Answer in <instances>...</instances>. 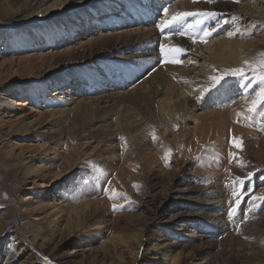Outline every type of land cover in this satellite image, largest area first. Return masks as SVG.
Wrapping results in <instances>:
<instances>
[{
	"label": "rangeland",
	"instance_id": "rangeland-1",
	"mask_svg": "<svg viewBox=\"0 0 264 264\" xmlns=\"http://www.w3.org/2000/svg\"><path fill=\"white\" fill-rule=\"evenodd\" d=\"M102 1L93 0V2H89L88 0L86 1V5L76 8L74 11L71 10V13L68 9L64 12L58 11L51 14V16L46 19L40 14V9L44 8L45 5L50 3L49 0H0V55L3 56L2 52L4 50V55H6L8 58H17L19 63L14 68V76H9L8 72H5L7 80L4 79L6 81H2L0 79V101L4 100L5 97L8 98V96L11 98V101L13 98V102L18 99L21 103H27L29 105L25 107H18L16 109L17 114H22V109L27 110V113H34V115H31V117H33L27 120L28 122L26 121L23 125H19L17 127H20L18 132H15V126L11 127V124L16 120L15 117H11L16 114L15 112L2 115L4 117H1L0 115V264H172L169 260H166L165 263L163 258L159 256V254H156V251L152 250V246L155 244L160 245L159 248L166 246L171 248L173 247L172 251L175 254H179L180 251L182 256L185 254L187 257H184V259L181 257L180 264H245L248 258L253 257L249 256V253L246 255L244 253V251L246 252L245 249H247V247L244 245L246 244L244 238L249 234L248 229L252 226V224H259L258 226H260L264 223V201L254 199V197H264V170L260 172L253 171L254 175L251 177L243 178L244 176H240L241 180L237 182L238 186L235 188H233V179L234 177L239 176V174H236L234 171L232 176H229L224 182H219L220 186L218 187H211L213 185L209 184V182L206 180V177L200 176V174H195V176H192L191 178V184L196 186L198 190L200 189L201 192L203 190V192L198 193L197 191V193L193 196H188L189 198L185 197L184 199H177V197H175V192L178 191V188H182V185L179 181H175L170 185H166L167 187H164V189L160 188L161 190H154V185L152 184H144V176L141 175V172H144L145 169L143 164L140 165V168H143H139L135 180L126 179L124 181L121 179L118 181H113V178L116 177V172H105L106 170L104 167L107 166V163L105 157L102 155V152L112 151L113 146L116 145L117 147L115 146L116 148L113 149L115 153L119 154V152L122 151L120 150L121 148H118L119 144L121 142L129 143L130 135L128 137L127 135L129 133L126 135L122 130H118L117 128H115L117 131L113 128V130L110 129L112 127V119H115L113 120L115 122L118 120L121 121L122 119L119 117L121 116V118L124 120L126 119V121L133 122L135 119L143 117L145 114L143 113L146 106L144 102L145 99H142L145 91L143 89H139L137 85H134V83L131 84V82L127 80L121 81L122 83L119 80H117L118 83L116 82L115 84L108 83L106 86L109 87L105 88L107 91L89 96L96 98L103 97L105 95H110L112 97L114 96L110 99L111 102H96V100L82 102L80 100L83 97H79V95L82 94H78L80 93L78 90H85V92H88L91 89L81 85L78 90H74V87H71V90H73L71 92L72 96L67 97L72 99V106L70 105L68 109L70 111L74 110L73 112L68 110L67 113L63 114V116H65H62V118H60L61 115H58V118L55 115L57 119L54 117V115H50V118L49 115H46L49 120L44 117L45 115L43 117L39 116L37 119L38 113L40 112L39 110L44 109L45 111L46 103L40 104L41 102H35L34 100L29 101L27 95L31 90L37 89L42 91L46 89V92L49 90V94H47L48 98L51 99L52 97L50 94L54 93L53 91L55 89L48 87L50 82H56L59 81V79L65 80L67 76H71L74 72L82 73L83 76L90 75L92 79L95 77L93 80L96 82H92L94 86L105 85V83H103L105 79L101 80L99 76H93L95 72L89 71V66H78L77 68L73 69V72L69 70L66 73H59L58 75H53L52 77H48L45 80L38 79L36 76V69H38L39 64L34 61L32 57L39 54L49 56L51 52L59 53L66 51V49L69 50L73 46L79 47V44H81L80 42H87V39L83 38L89 36V33L86 35V31L85 33L82 32L81 34H83V36L78 33V35H76V37H74L72 40L60 41L53 48L49 45H44L41 52L39 50L40 46L35 44L33 37H30L31 29H33L32 32L41 31L43 34L44 31L46 33H50L52 31V27L62 24L65 30H69L73 25H75L76 22H79L80 25H83V19L86 17H91V12L97 11L96 13H98L102 8L101 5L103 3L106 6L111 2V6L114 7V12L111 14L112 16L107 12L99 13L100 15L102 14L101 17H99V19L101 18V22L105 20L107 21L106 26L101 28L100 26H97V28L93 27L94 32H91L90 34V36H93L92 38L98 39V37L104 36L106 34L116 35V33L137 29H152L158 32L159 28L156 27V24L159 20L165 18L162 14L163 7H168V16L170 18L172 15H174V13L172 14L171 11L173 5L180 0H172L169 3H166L165 0ZM234 1L236 2L237 6L245 5V3H251L252 6L256 4V8H259L260 12L255 16V18H250V21L247 20L246 24L242 23L243 17L239 19L240 21L237 20L234 22L232 21L233 14L230 12H221L222 15L218 16L217 19L227 18L229 23L227 25H223L216 31H213L212 35L206 38L207 43L197 40L194 45L200 48L199 46L203 47V45L205 46L211 43L213 44V42L217 41V39H220L222 36L228 37V31H234L236 27H239L240 31L238 33H235L234 31L232 38L235 41H238L241 38V40L245 43L248 40L254 41V44L256 43L255 45L257 49H255L259 51L258 55H255V57H253L245 66L233 68H244L246 71L245 77H225V82H227L228 86H231L229 91L232 92V101H236V104L238 103L239 107L242 108L243 100H249L248 97L251 98L252 96H249V94L255 93L257 87L260 89V86H264L258 79L253 78V68L256 69L257 75L261 72H264V67H260L261 61L264 60V40H262V36L264 35V25L260 26V23L264 22V0H253V2L252 0H238V2L237 0ZM5 9L7 10L6 15ZM11 10L12 13H10ZM16 13H18L17 16L15 15ZM131 14H134V20L129 19ZM150 14L151 16H149ZM115 18L119 22L113 21ZM196 19V17H189L185 21V27L183 30L186 29L187 24H196ZM251 21L256 23V27L249 30ZM201 24L202 26L195 36H200L205 28L213 27L216 24V20H204ZM98 33H100L99 36ZM191 50L192 49L188 48L186 53L181 54L179 57L185 66H188L189 68L196 64L199 68V70L196 72L198 75L201 74L199 71L202 72L204 67H207V70L213 71L217 69L216 64L211 62L209 56L210 50H215V46H210L209 50L205 49L201 54H194ZM160 55L163 56L161 52ZM191 57L196 59L193 60V63H191L192 61L189 62ZM95 59L101 61L99 62V67L102 69L101 71H109L111 69L110 75L107 77L108 80H116L120 76L124 79L126 76V72L119 71L121 69L118 68V62L114 63L111 62V60L107 61L109 59L104 56L98 59L96 57ZM116 59L118 58H115V60ZM21 61L22 63H20ZM98 61H96V63ZM162 62H164V59H162ZM182 63L179 64V66H181ZM211 64L215 66H212ZM104 68L105 70H103ZM1 69H3V67H1ZM43 69L46 70L45 66ZM198 75L196 76L197 78L195 77L196 83L203 80V78L199 77ZM216 75H220V73L218 72ZM242 81L246 82L244 87L249 83L248 88L251 87L250 89L253 91L250 89H246L245 91L240 90V84ZM85 85H87V83ZM62 87L63 88L59 90L61 92L62 90H65L67 86ZM7 88H11L12 90L7 91ZM19 90H24V92L22 94H17ZM132 90H134V92ZM119 93H123V97H121ZM118 96H120V98H118ZM67 97L60 95V97L55 96L53 98L54 100L59 99L63 102H67ZM116 99L118 100L116 101ZM12 104L15 105L14 103ZM79 104L81 107L78 106V108H75ZM40 105H43L42 108ZM263 105L264 103L258 106V110L253 117L254 120L252 119L250 121L252 122L251 124H254L253 126H255L253 130L256 129L257 125L263 128ZM89 106H96L93 109L91 107L92 111L94 110L96 114L93 113L94 111L92 112L91 109L85 110ZM232 106L233 105H231L229 108H232ZM31 108L32 110H30ZM138 109L140 110L139 113L136 111ZM82 110L83 113H81L80 116L78 111L80 112ZM84 110L85 112L89 111L91 113L86 114ZM2 111H0V113ZM75 111L78 113L77 115L74 114ZM115 112L116 115L114 114ZM87 115L88 118L90 117L91 119H87ZM51 116L52 118H55V122H53ZM77 116L79 119H82L81 121L84 125L79 124L81 121L78 120ZM67 117H69L71 121ZM42 119H46L48 123L46 120L41 121ZM67 120L70 121V123L72 122V125L73 123L75 124L73 125L75 129L73 126L70 127V125H68L70 123H68ZM42 122L47 123L45 129H42V127H44V123ZM260 122L263 125H261ZM8 123L11 124L8 125ZM55 123L56 127L59 129L55 127ZM76 124L80 125L78 130V125ZM89 124L90 126H88ZM113 124L115 125L116 123ZM193 124V122L186 124L185 131L188 132V130L194 129L195 126ZM65 126L68 127L64 130L63 128H65ZM107 126H109L108 128L112 130L110 133H113V137L116 138H113L114 141L112 140L114 145L104 142L105 137L107 138L106 135L109 133L106 129ZM187 126L190 127V129H188ZM69 128H72L71 130H73V132L76 130L80 131L78 134L76 132L73 133ZM97 128L104 129L106 131L102 132ZM94 131L97 132V134ZM44 132L45 135L47 133L48 136L46 137L49 138L48 140L43 134ZM48 132L52 133L53 135L56 133V137L59 133V136L54 138V141L55 139H62L63 141L68 140V142L70 141L71 143L67 149L61 148V151L59 152L60 155L58 154L59 156L56 157V160H60L61 156L65 153L73 152V154L77 153L78 155L76 164L71 167L66 164L64 168L65 170L62 169V171H58V175H56L55 172H47L46 168L37 170V167L47 164L48 160L51 161V159L54 157L52 152H46L47 148L50 146L48 143L47 146L44 147L45 149H39L41 148L40 146H43V144L46 143V140L50 142V136L53 135L49 134ZM35 135H39L38 137L40 139L37 140ZM74 135H77L78 137H75ZM81 135L83 136L81 138L82 140L80 139ZM95 135L96 137L93 139ZM102 135L104 136L102 137ZM123 135L125 136V139ZM148 136L151 138L153 135L150 133ZM77 138H79V140ZM120 138H123V140ZM83 140H89L88 143L90 144L85 146L81 145L84 142ZM36 146L38 150L35 148ZM73 146L75 147L74 151L72 150ZM94 150L100 155V157L99 155H96ZM184 150L185 148L178 150V154L183 153ZM243 150H239L238 153H243ZM201 151L202 152L199 153V155L197 154L198 156L192 157V159L189 160L190 163H198L194 165V167L200 169L202 166L211 167V164L220 163V161H217V158L214 155L218 153L216 145H213L210 141H207L206 145ZM45 153L47 154V157H45ZM134 153H136V151H134ZM171 153V156H174V151ZM84 155L86 157H83ZM44 157L46 159H44ZM43 160L46 162L41 163ZM103 163H106V165L104 166ZM116 166L117 164H115L114 167ZM170 166L166 167V171H173L172 168L174 167V163L172 162ZM245 166V168L249 170L254 168V161L250 160V162H247ZM69 168L71 169L69 170ZM239 168L242 169L241 167ZM40 170L43 172L42 174L44 178L37 177V173L40 172ZM203 171L204 170L202 169V172ZM33 173L35 174L33 175ZM59 175L60 177L62 175L64 176L61 177L63 178L60 179L62 180L61 182H59L60 180L57 181L58 178L56 179V177ZM79 176L83 178L81 181H85L83 183L84 185L91 184L92 182L95 184L96 191H99L97 194L98 196L92 199H102L101 201H103V204L100 206L99 210H97L96 213L92 215V218L89 222L92 224V222L97 221L101 223V225L99 227L95 226L93 229H89L87 224H85L84 227H78L77 230L75 228L67 229L65 225L67 224L69 217L66 213H63V215L60 217L61 223L59 225L52 226L50 222L53 220V218H49V214H51L54 209L52 206H50V204H52L51 201H45L53 197L47 198V195L54 194L55 192H62L64 194L66 192V194H68L70 191V184L75 181L77 182L78 178H80ZM97 177H100L99 186L96 184ZM44 179L47 183L49 181L51 186L48 187L46 191L41 190L38 186V183L45 181ZM203 181L207 182L205 183ZM53 182L57 183L52 185ZM127 182H129V184H126ZM108 184H110L109 188L105 187L106 185L108 186ZM198 184L201 186H207V192H205V187H199ZM80 190H82V188H80ZM157 192L159 195L156 194ZM165 192L169 194L168 198L165 199V201L161 198L159 199V196H163ZM233 192L237 193L238 195H234ZM116 193L125 194L127 199L125 198V195L115 196ZM110 195L115 196V198L110 199L109 197H106ZM26 196L30 199L26 200ZM82 197L84 196H81L80 198ZM151 199H155L156 201ZM87 200L88 199L84 197L79 201L85 202ZM237 200L239 201L238 204H236ZM153 201L156 203L153 204ZM208 201H210L211 204ZM114 204L117 206L116 210H113ZM36 205H38V208H36ZM44 205H48L44 209L46 214L40 211V207ZM232 207L236 208V212L230 214V209ZM192 214H199L200 216L193 219L192 217L194 216H191ZM136 215L138 216L136 219L139 221H136L135 219L137 222L135 226L133 222L128 221ZM36 216L39 217L40 220H36ZM139 228L145 230L143 243L140 248L139 246L133 244L130 240H127L131 238V236H135L134 234L139 232ZM99 231H101V233ZM112 235L125 237L126 242L118 245L113 254H107L104 251L106 246L105 244L108 238ZM223 240H226L227 242L225 243ZM209 241L215 242L216 244L218 243V248H211L208 246V244H205L209 243ZM240 244L242 249L240 248ZM238 246L242 252L237 249ZM133 256L137 258L136 262L134 261L133 258L135 257Z\"/></svg>",
	"mask_w": 264,
	"mask_h": 264
},
{
	"label": "bare ground",
	"instance_id": "bare-ground-1",
	"mask_svg": "<svg viewBox=\"0 0 264 264\" xmlns=\"http://www.w3.org/2000/svg\"><path fill=\"white\" fill-rule=\"evenodd\" d=\"M86 1H88V0H49L50 3L45 5L44 8L40 9L41 10L40 14L44 18L47 19L51 16V14L56 13L58 11L64 12L67 9L69 10V12L71 10L74 11V9H76L82 5H86V3H87ZM99 1H102V0H99ZM165 1H166V3H168L170 0H165ZM89 2H93V0H89ZM102 2H104V1H102ZM252 2H253V0H252ZM104 3L101 5L102 8L100 9V11L98 13H96L97 11L96 12L93 11V12H91V14H92L91 17H86L83 19V21H84L83 25H80L79 22H76L75 25H73L69 30H67V29L65 30L64 26L61 24V25H57V26L52 27V31L50 33H46L44 31H43V34L41 31L32 32L33 29H31V34H30L31 36L28 34L30 37L34 38L35 44L40 46L39 50L41 51L42 47H44V45L45 46L49 45L50 47L53 48L60 41L72 40L74 37H76V35H78V33H80V34L82 32L85 33V31H86V35L89 33V36L83 38V39H87V42H85V43L80 42L81 44H79V47L73 46L69 50L66 49V51L59 52V53L51 52V54H49V56H45L44 54H42V55L39 54V55H35L34 57H32L34 59V61H36L39 64L38 69H36V71H37L36 76L38 77V79H44L45 80L48 77H52L53 75H56V74L58 75L59 73H61V74L66 73L69 70L71 72H73V69L77 68L78 66H87V67L89 66L88 67L89 71L95 72L93 76H96V77L99 76L101 78V80L105 79L103 81V83H105V85H103V86H101V85L96 86L95 85L94 86L92 82L94 81L93 79L95 77L92 79L90 77V75L89 76H86V75L83 76L82 73H75L74 72L71 76L70 75L67 76V78L65 80L59 79V81L50 82L48 87L55 89L53 91L54 93L50 94V96L52 97L51 99L48 98L49 90H47V92H46V89H44L42 91H39L37 89L31 90L30 93L27 95L29 101L34 100L35 102H41L40 104L46 103L45 104L46 105L45 111H44V109L39 110L40 112L38 113L37 119L39 118V116L43 117L44 115H45L44 117H46V115L47 116L49 115V118H50V115H52V116L54 115V117H55V115H56V117L58 115H61L60 118H62L63 114L67 113V111L69 110L68 107L72 103V101H71L72 99L68 98V97L72 96L71 92L73 90H71V87H74V90H76V89L78 90V88H80V85H81V86H86L87 88L91 89L90 91L87 90L88 92H85V90H83V91L78 90V92H80L78 94L84 95V96L79 95V97L84 98V99L81 98L80 101H82V102L83 101H85V102L86 101H92V100H96V102H99V101L111 102L110 99L113 98L114 96L112 97L110 95L109 96L105 95L103 97H97V98L96 97H89V96L92 94L103 93V91H107L105 88L109 87V86H106V84H108V83L115 84L117 82V80H119L120 82L123 80H127V81L131 82V84L134 83V85H137L139 87V89H143L145 91L143 94V98H142V99H145L144 102H145L146 106H145V110L143 111V113H145V114L143 117H139V118L135 119L133 122L132 121L131 122L126 121V119L124 120L123 118H121V116H119V117L122 120L121 121L118 120L117 122L113 121V120H115V119H112L113 117L111 118L112 119V123H111L112 125L111 124L110 125L112 127L110 129L117 128L118 130L119 129L122 130L124 132V134H126V135L129 133L127 135L128 137L130 135L129 143L128 142H121L119 144L118 148L119 149L121 148L120 150H122L121 152H119V154L115 153V151L113 149V148L117 147L112 142L113 138H115V137H113V133H110V132H112L113 129L110 130L108 128L109 126H107V128H106L109 133L107 135L105 134L107 136V138L105 137L104 142L111 143L110 145H114V146L112 148V151H108V152L105 151L106 153L102 152V155L105 157V160L107 163V166L104 167L106 170L105 172H113V171L116 172V177L113 178V181H115V180L118 181L121 179L124 181L126 179H129V180L134 179L135 180V177H136L137 172L139 171L140 165L143 164V167H145V169H144V172L143 171L141 172V175L144 176V180H143L144 184H148V185L152 184V185H154V190H158L160 188H163V189H164V187L166 188L167 187L166 185H170V184L174 183L175 181L176 182L179 181L180 184L182 185V188H178V191L175 192V194H176L175 197H177V199H184L185 197L189 198L188 196H193L194 194L197 193V191H198V193L201 192L200 189L198 190V188L196 186L191 184V178H192V176L194 177L195 174L196 175L200 174V176L206 177V180L209 182V184L213 185L211 187H218V186H220L219 182L222 183L226 179H228L229 176H232L233 171L236 172V174H239V176H244L243 178H245V177H249L248 172H250V171L251 172H253V171L260 172V171L264 170V125L261 124V122H260V124L263 125V128H261L260 126L257 125L256 129L253 130L255 127V126H253L254 124H251L252 122H250V121L244 120L243 117H240L239 123H237V119H238L237 113H245L246 114V109L248 107V99L243 100V107L242 108L239 107L238 103L236 104V101H232L233 100L232 99L233 97L231 98L232 92L229 91L231 89V86H228L227 82H225L226 80L222 81L221 86H217V88L212 89V91H210V92L205 91V89H207L209 87V85L211 84L210 77L215 76L216 74H218V72L221 74L224 71H226V69L231 70L235 67L245 66L253 57H255V55H258L259 51L256 50L257 49V47L255 45L256 43L254 44V41H252V40H248L245 43L241 40V38L238 41H235L232 37H229V36L223 37L222 36L220 39H217V41L213 42V44L211 43L209 45H205V46L203 45V47L199 46L200 48H198V46L194 45L187 37L173 36L170 40L165 41L164 40V34H162L160 32V30L158 32H156L155 30H152V29H149V30H140V29L130 30L127 32L116 33V35L106 34L104 36L98 37V39H95V38H92L93 36H90L91 32H94L93 27L94 28H97V26H100V28L104 27V26H106V22H107L106 20L101 22V20H100L101 18L99 19V17H101L102 14L100 15L99 13L100 12H107L109 15H111L114 12V7L111 6V4H112L111 2H110V4L108 3V5H106V6H105V4H107V3H105V4ZM256 7H257L256 4L252 6L251 3H245V5L237 6L236 2L234 0H212V2H209V0H196V2H194V0H180L179 2H177L176 4L173 5L171 11H172V14L173 13L175 14L177 12H184V11H202V10L203 11H206V10L207 11H217L220 13L221 12H230L231 14H233L232 16L238 17V20L243 17L242 23L246 24L247 20H249L250 18H255V16L260 12V9L256 8ZM6 9H5V15H6V11H7ZM21 11H23V10H21ZM0 13H1V11H0ZM10 13H12V10ZM162 14H163V12H162ZM15 15L17 16L18 13H16ZM149 16H151V14ZM129 19L134 20L135 19L134 14H131ZM205 20L209 21V19H205ZM113 21L119 22L116 20V18ZM146 21H148V20H146ZM192 25H195V24H192ZM261 25H264V22H261L260 26ZM201 26H202V24L195 27V29L193 31H191L189 34L194 35V36L197 35V32L199 31ZM255 27H256V23H253L251 21L249 30H251ZM173 28L175 29L178 27L173 26ZM244 30H246V29H244ZM249 30H246V31H249ZM168 31H169L168 29H165V33H167ZM246 31H244V32H246ZM99 34L100 33H98V36H99ZM81 35L83 36V34H81ZM262 40H264V35L262 36ZM162 43H167L170 46L178 45V46H181L187 50H188V48H190V49H192L191 51H193L194 54H201V53H203V50H205V49L209 50L210 46H215V50H213V51L210 50L209 56H210L211 62L213 64H216L217 69L215 71H213V70H207V67H204V70L202 72L199 71L202 74V76H201V74L198 75L196 73L199 70V68L197 67L196 64H194L192 67L188 68V66H185V64H183V63L181 65L182 66L181 67V66H179V64H181V63H179L177 65V64H173V63L162 62L163 56L160 55V49H159V46ZM260 52H261V50H260ZM2 54L4 57L2 55H0L1 56L0 57V63L2 61L0 66L3 67V69H1V67H0V70H1L0 79L3 81L4 79L7 80L5 72H8L9 76L10 75L14 76V73H15L14 68L19 63H18L17 58L16 59L15 58L14 59L8 58L6 55H4V50H3ZM102 56L109 59V60L106 59L107 61L111 60V62H114V63L118 62V68L121 69L119 71L126 72V76L124 77V79H123V77L120 76L121 78L119 77L116 80H113V79L108 80L107 77L110 75L111 69L109 71L106 70L107 72L101 71L102 69L99 67V62H101V61H98L95 59L96 57H97V59L102 58ZM180 56H181V54L179 55V57ZM115 58H118V59L115 60ZM169 58L171 59V55L169 56ZM193 60H196V59L191 57L189 62L192 61L191 63H193ZM96 61H98V62L96 63ZM20 63H22V61ZM213 64H211V65L215 66ZM208 65H210V64H208ZM44 66H45L46 70L43 69ZM103 70H105V68ZM193 75H195V76H193ZM197 75L199 77H202L203 80L196 83L195 77ZM191 76H193V77H191ZM9 78H11V77H9ZM6 80H4V81H6ZM14 81H15V79H14ZM99 81H100V79H99ZM9 82H7V83H9ZM94 82H96V81H94ZM86 83H87V85H85ZM254 83H255V81H254ZM245 84H246V82L242 81V83L240 84V90L245 91L246 89L249 90L251 88V87L248 88L249 83L244 87ZM62 86H67V87L65 88V90H62V92H61L59 90H61L63 88ZM5 89H6V87H5ZM7 89H8L7 91L12 90L11 88H7ZM257 89L259 91L258 87H257ZM257 89H256L255 93H253L252 92L253 90L250 89V90H252L251 92L253 94H249V96L252 95L251 97H254L255 94L257 93ZM132 91L134 92V90H132ZM23 92H24V90H19L17 92V94H22ZM122 94L119 93V95H121V97H123ZM60 95L65 96V97L68 96L66 98L67 102H63L59 99L54 100L53 97H55V96L60 97ZM197 96H203V99L197 100L196 99ZM118 98H120V96H118ZM248 98H250V97H248ZM117 100L118 99H116V101ZM57 101H60V102H57ZM54 102H57V103H54ZM233 102H234V104H233ZM12 103H14L15 105H13ZM28 105L29 104H27V103L26 104L21 103L20 100H18V99L15 102H13V98L11 101V98L9 96H8V98L5 97L4 100L0 101V111L3 110L0 113V115H1V117H4L2 115H7L8 113L15 112L17 114L16 109L18 107H20V106L25 107ZM231 105H233L232 108H229ZM42 106L43 105H40L41 108H42ZM78 106L81 107V105L79 104L75 108H78ZM92 106H89L90 108L87 107L85 110L91 109ZM95 107L96 106L92 107V109ZM146 108H147V110H146ZM92 109H91V111H92ZM139 109L136 110V111H138V113L140 111ZM22 110H23L22 114L19 113L17 115L15 114L14 116H11V117L16 118V120L12 124L8 123V125L9 124L12 125L11 127L15 126V130H16L15 132L19 131L20 127L17 128L19 125H23L27 120H29L30 118L33 117V116L31 117L32 114L34 115L33 112L27 113V110H25V109H22ZM30 110H32V108ZM77 110H79V109H77ZM85 110H84V112H85ZM41 111L44 113H42ZM73 111L74 110H72L70 112H73ZM75 112H74L75 115L80 113L79 115L81 116V113H83V110L80 112L78 111V113L77 112L75 113ZM85 113L88 114L91 112L88 111ZM85 113H84V115H85ZM93 113H95V111ZM93 113H92V115H93ZM135 113H137V112H135ZM69 114H68V116H69ZM114 114L116 115V112ZM52 116H51V119H53V122H55L54 119L56 117L52 118ZM49 118L46 117L47 120H49ZM67 118H69V117H67ZM86 118L91 119L90 117L88 118V115ZM46 119H44V120H46ZM44 120L42 119L41 121H44ZM47 120H46V122H47ZM69 120L71 121L70 118H69ZM78 120L81 121L82 119H79V117H78ZM58 121H60V120H58ZM70 121H68V123H70ZM87 121H89V120H87ZM122 121H126V122H122ZM2 122H5V121H2ZM189 122L190 123L193 122L194 123L193 125L195 126V128L188 130V132H187V131H185V128H186L185 125L188 124ZM42 123H44V127H42V129H45V126L48 122L47 123L42 122ZM62 123H64V122H62ZM78 123H79V121H78ZM113 123H116V124L114 125ZM49 124H50V122H49ZM79 124L81 125L82 121ZM68 125H70V127H71L75 124L73 123V125H72V122H71ZM76 125H78V124H76ZM80 125H78L77 130L79 129ZM82 125H84V124H82ZM27 126H25V127H27ZM62 126H63V124H62ZM88 126H90V124ZM55 127H56V123H55ZM67 127L68 126H65V128H63V129L65 130V129H67ZM72 128H69V129L71 130ZM57 129H59V128H57ZM74 129H75V127H74ZM97 129L99 131L101 130L102 132L106 131L104 129H99V128H97ZM176 129H177V131H176ZM188 129H190V127H188ZM77 130L74 132H76L78 134V132L80 130L79 131H77ZM71 131L73 132V130H71ZM99 131H98V133H99ZM185 132H187V133H185ZM95 133L97 134V132H95ZM150 133H152V134L155 133V136H156L155 140L153 139V136L151 138L149 137L150 135L148 136V134H150ZM21 134H24V133H21ZM43 134L45 135V132ZM49 134L53 135L52 133H49ZM58 134H57V137L59 136ZM101 134H104V133H101ZM55 135H56V133L53 136H50L51 140H50V142H48L47 140L49 138L46 137V136H48L46 133V135H45V137L47 138L46 143H44L43 146L39 145L41 147L39 149H42V148L45 149L44 147H46L47 143H48V145H50V146L47 148L46 152L47 153L52 152L54 157H53V159H51V161L48 160L47 164L37 167V170L41 169V168H46L47 172H51V173L55 172L56 175H58L57 174L58 171H62V169L65 168L66 164L69 165L70 167L74 166L76 164L78 155H77V153L73 154V152L65 153L64 155L61 156L60 160H56V157H58L60 155L59 152L61 151V148L67 149V147H69L71 145V143H70V141L68 142V140L63 141L62 139H60V140L55 139V141H54V138H57ZM99 135H100V133H99ZM118 135H120V134H118ZM38 136L39 135H35V138H37V140L40 139ZM74 136L78 137L77 135H74ZM103 136L104 135H102V137ZM114 136H117V135H114ZM233 136L237 137L238 139L243 140V149H244L243 153H238L239 149L232 146L231 138ZM82 137L83 136L81 135L80 139ZM95 137H96V135L94 136V138L93 137H90V138L95 139ZM100 137H101V135H100ZM123 137L125 139L124 135H123ZM77 139L79 140V138H77ZM88 141L85 140L83 143L81 142L82 143L81 145L85 146L87 144H90V143H88ZM207 141H210L213 145H216L218 155L217 154H214V155L217 158V161H220V163L219 164H211V167L202 166L201 168L204 170L202 172L201 168L198 169V168L194 167V165H196L198 163H196V164L194 162L190 163L189 160H191L192 157L198 156L199 153L202 152L201 150H203V147L206 145ZM160 142H161V144H160ZM115 144H116V142H115ZM35 148H37V146ZM96 148H95V150H96ZM184 148H185L184 152L181 154H178L179 153L178 150H182ZM37 150H38V148H37ZM72 150L73 151L75 150L74 146H73ZM168 150H171V152L174 151V156H171L169 159H165V154ZM134 151H136V153H134ZM230 153L234 154L235 158H232L229 155ZM96 155L98 156L99 154L96 152ZM45 157H47L46 153H45ZM45 157H44V159H46ZM83 157H86V156L84 155ZM99 157H100V155H99ZM105 160H104V162H105ZM250 160L254 161V168H251L249 170V169L245 168L246 167L245 165L247 162H250ZM45 162L46 161H44V160L41 161V163H45ZM172 162L174 163V167L172 168L173 171H166V167H169ZM106 163L105 164L103 163L104 166L106 165ZM115 164H117L116 167H114ZM236 166L237 167L239 166L242 169H240L239 167L237 168ZM143 167H141V168H143ZM66 169H68V168H66ZM70 169L71 168H69V170ZM34 172H35V169H34ZM42 173L43 172H41V170H40V172L37 173V177L38 178H44ZM64 173H65V171H64ZM34 174L35 173H33V175ZM61 177H60V175L58 177H56V179L58 178L57 181H59L60 179H63ZM79 177L80 178H78L77 182L75 181V182L70 184V191L68 194H66V192H65V194L62 192H59V193L55 192L54 194H48L47 195V198L53 197V198H49V200L45 201V202L51 201L52 204H50V206H52V208L54 209V211L51 214H49V218H53V220H51V222L49 221L52 226L53 225H59L61 223L60 217L63 215V213H66L69 217L67 220V224L65 225V227L67 229L75 228L77 230L78 227H84L85 224H87L89 229H93V227H95V226L99 227L101 225V223H99L97 221L92 222L93 221L92 220L91 221L92 224H90V222H89L90 219L92 218V215L95 214L96 211L99 210L100 206L103 204V201H101L102 199L101 200L100 199H92V198L98 196L97 194L99 191L98 190L96 191V187H95L94 183L91 182V184L84 185L83 183L85 181L84 180L81 181L83 178L81 176H79ZM61 181L62 180H60L59 182H61ZM56 183L53 182L52 185H54ZM126 184H129V182H127ZM109 185L110 184H108V186L106 185L105 187L109 188ZM38 186L41 190H45V191L48 187H51L49 181L47 183L46 180L38 183ZM200 186L201 185H199V187ZM201 187H205L204 188L205 192H207V190H206L207 186H201ZM80 188H82V190H80ZM150 188H152V187H150ZM202 192H203V190H202ZM212 192H214V191H212ZM217 192H219V191H217ZM156 194H158V192ZM218 194H220V193H218ZM105 195H106V193H105ZM81 196L86 197L88 200L85 202H80L79 200L84 198V197L80 198ZM168 196H169V194L165 192L163 196H161V195L159 196V199L161 198L162 200L165 201V199H167ZM106 197H109V196H106ZM29 199L30 198L26 196V200H29ZM151 200H155V199H151ZM208 202L210 203V201H208ZM152 203L155 204L156 202L153 201ZM48 205L41 206L40 211L44 212V214H46V211L44 209ZM36 208H38V205H36ZM191 216H194L192 218L195 219V218L199 217L200 215L199 214H192ZM136 217H138V216L136 215V216L132 217V219H134V220L131 219L128 222H133L134 225L136 226V224H137L136 221H139L136 219ZM35 218H36V220H40V218L37 216ZM135 219H136V221H135ZM258 225L252 224V226L248 229V232H249L248 236H246L244 238V241H246V244H244V245H245V247H247V249H245L246 252L244 251V253H245V255L247 253H249L248 254L249 256H253L252 258H248V260L246 259L248 261V264H252V263L253 264H264V223L260 226H258ZM144 226H145V224H144ZM139 229H138L139 232L138 233L136 232L137 234H134L135 236H131V238H129V239L126 238V239L130 240L133 244L139 246V248H140L142 246V243H143L145 230H142V228H139ZM99 232L101 233V231H99ZM106 232H107V230H106ZM232 238H234V237H232ZM223 241H225V243L227 242L226 240H223ZM241 241H239V242H241ZM125 242H126L125 237H119L117 235L116 236L112 235L108 238V240L105 244L106 246H105L104 251L107 254H113V252L115 251L117 246L121 245L122 243H125ZM146 242H147V240H146ZM234 243H235V241H234ZM205 244H208V246H210L211 248L212 247L218 248L217 247L218 243L216 244L215 242L209 241V243H205ZM220 244H221V242H220ZM240 246H241V244H240ZM159 247H160V245L155 244L152 246V250L156 251V254H159V256H161L163 258L165 263H166V260H169L172 264H180L181 263V257H182V259H184V257H187V256H185V254H183V256H182L181 251L179 254H175L172 251L173 247L172 248L168 247V246L161 247V248H159ZM170 248H171V250H170ZM240 248L242 249V246ZM240 248L238 246L237 249H239V251L242 252L240 250ZM137 249H138V247H137ZM130 253H131V251H130ZM136 255H137V253H136ZM135 256H133V257H135ZM243 256H241V257H243ZM238 258L241 259L240 257H238ZM133 259L135 262L137 261L136 257ZM247 261L245 264H247ZM234 263H237V262H234Z\"/></svg>",
	"mask_w": 264,
	"mask_h": 264
},
{
	"label": "snow or ice",
	"instance_id": "snow-or-ice-1",
	"mask_svg": "<svg viewBox=\"0 0 264 264\" xmlns=\"http://www.w3.org/2000/svg\"><path fill=\"white\" fill-rule=\"evenodd\" d=\"M196 2V0H194ZM209 2H212V0H209ZM238 2V0H237ZM222 13L217 12V11H184V12H177L174 15H172L170 18L168 16V7L164 6L163 7V16L165 17L164 19H161L157 22L156 27L159 28L160 32L164 34V40L168 41L170 40L173 36H181V37H187L193 44L197 42V40L207 43V37L211 36L213 31H216L223 25H227L229 23V20L227 18L223 19H217L218 16H221ZM189 17H196V24H187L186 25V30H183L185 27V21ZM216 20V24L213 27L205 28L200 36H194L190 35L189 33L195 29V27L201 25V23L205 20ZM238 17L233 16L232 21H237ZM173 25H177L178 28H173ZM165 29H168L169 31L165 33ZM236 33L240 31L239 27H236L234 30ZM234 31H228L227 35L229 37H232L234 35ZM160 52L163 54V59L165 63H173V64H179L182 63V61L178 58L180 54H183L187 51V49L181 47V46H170L167 43H162L159 46ZM169 55H171V59H169ZM251 67V66H249ZM260 67H264V60L261 61ZM246 75V71L244 68H236V69H231V70H226L220 75H215L210 77L211 84L205 91H212V89L217 88V86H221V82L225 81V77L227 76H232V77H238V78H243ZM253 78L258 79L262 85H264V72H261L257 75L256 69L253 68ZM197 100H202L203 96H197ZM264 103V86H261L259 91L255 94L254 97L249 98L248 100V107L246 109V114L245 113H237V123H239V118L243 117L244 120L246 121H251L254 117V114L258 110V106L260 104ZM153 139H156L155 133L152 134ZM123 140V138H121ZM231 144L233 147L243 150V140L238 139L237 137L233 136L231 138ZM172 153L171 150H168L165 154V159H169L171 157ZM232 158H235V155L230 153L229 154ZM253 172H248V176L251 177L253 176ZM241 180L240 176L234 177V183H233V188L237 187L239 182ZM207 182V181H203ZM96 184L99 186L100 184V177L96 178ZM234 195H238L237 193L233 192ZM120 195H125V194H120L116 193L115 196H120ZM115 196L110 195L109 198L113 199ZM125 198L127 199L126 195ZM254 199H258L261 201H264V197H254ZM239 201H236V204H238ZM116 205H113V210H116ZM236 208L232 207L230 209V214L235 213Z\"/></svg>",
	"mask_w": 264,
	"mask_h": 264
}]
</instances>
